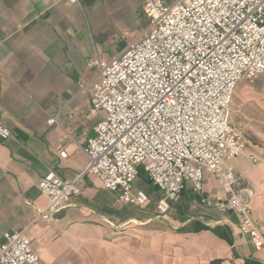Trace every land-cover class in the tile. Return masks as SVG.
Returning a JSON list of instances; mask_svg holds the SVG:
<instances>
[{
    "label": "crops",
    "instance_id": "crops-1",
    "mask_svg": "<svg viewBox=\"0 0 264 264\" xmlns=\"http://www.w3.org/2000/svg\"><path fill=\"white\" fill-rule=\"evenodd\" d=\"M143 2L0 0V121L11 131L0 141V239L27 228L38 264H264V246L255 249L234 213L214 205L223 195L210 174L200 192L185 181L163 215L160 191L140 165L133 190L148 196L143 205L120 201L119 189L85 174L67 206L43 212L48 199L39 181L49 171L77 179L88 163L81 147L104 118L90 114L82 89L96 73L87 61L111 59L145 30ZM229 121L247 142L227 161L250 189L252 214L264 228V76L236 84Z\"/></svg>",
    "mask_w": 264,
    "mask_h": 264
},
{
    "label": "built area",
    "instance_id": "built-area-1",
    "mask_svg": "<svg viewBox=\"0 0 264 264\" xmlns=\"http://www.w3.org/2000/svg\"><path fill=\"white\" fill-rule=\"evenodd\" d=\"M141 10L149 24L136 39L107 61H87L96 73L82 89L89 91L90 114L102 111L104 118L81 147L88 163L77 179L66 182L49 171L39 181L48 199L43 212L67 206L85 174L119 189L120 201L143 205L148 196L133 190L140 165L160 191L156 210L163 215L185 181L200 192L210 174L223 195L214 205L234 213L239 232L255 249L263 247L251 191L227 159L242 154L247 142L229 121L235 86L264 76V0H144ZM10 137L0 121V141ZM204 202L211 204L208 197ZM39 261L27 228L2 235L0 264Z\"/></svg>",
    "mask_w": 264,
    "mask_h": 264
},
{
    "label": "trees",
    "instance_id": "trees-1",
    "mask_svg": "<svg viewBox=\"0 0 264 264\" xmlns=\"http://www.w3.org/2000/svg\"><path fill=\"white\" fill-rule=\"evenodd\" d=\"M210 264H217L216 262H211Z\"/></svg>",
    "mask_w": 264,
    "mask_h": 264
}]
</instances>
